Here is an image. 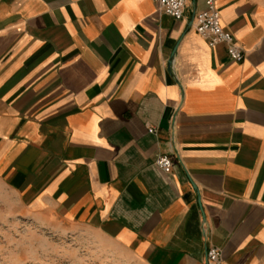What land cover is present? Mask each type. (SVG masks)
<instances>
[{
    "label": "crops",
    "instance_id": "1",
    "mask_svg": "<svg viewBox=\"0 0 264 264\" xmlns=\"http://www.w3.org/2000/svg\"><path fill=\"white\" fill-rule=\"evenodd\" d=\"M215 4L241 63L198 34L207 0L182 20L155 0H0V182L19 215L136 264L211 248L264 264V0Z\"/></svg>",
    "mask_w": 264,
    "mask_h": 264
},
{
    "label": "rangeland",
    "instance_id": "2",
    "mask_svg": "<svg viewBox=\"0 0 264 264\" xmlns=\"http://www.w3.org/2000/svg\"><path fill=\"white\" fill-rule=\"evenodd\" d=\"M0 264L136 263L96 233L19 215L0 182Z\"/></svg>",
    "mask_w": 264,
    "mask_h": 264
},
{
    "label": "built area",
    "instance_id": "3",
    "mask_svg": "<svg viewBox=\"0 0 264 264\" xmlns=\"http://www.w3.org/2000/svg\"><path fill=\"white\" fill-rule=\"evenodd\" d=\"M155 2L164 14L175 20L184 18L188 0H155ZM197 32L208 42L210 47L223 44L227 47L228 55L234 62H243L245 53L236 44L233 34L222 26L220 11L215 0H207V8L197 14ZM149 132L155 133V130L150 129ZM155 164L165 173H170L173 169V161L168 156L158 157ZM220 260V250L211 248L208 251L209 264H217Z\"/></svg>",
    "mask_w": 264,
    "mask_h": 264
},
{
    "label": "water",
    "instance_id": "4",
    "mask_svg": "<svg viewBox=\"0 0 264 264\" xmlns=\"http://www.w3.org/2000/svg\"><path fill=\"white\" fill-rule=\"evenodd\" d=\"M173 61V57H172V59H171V62ZM207 264H209V262H208V260H207Z\"/></svg>",
    "mask_w": 264,
    "mask_h": 264
}]
</instances>
